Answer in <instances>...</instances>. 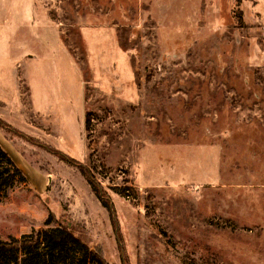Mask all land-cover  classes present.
<instances>
[{
  "label": "rangeland",
  "instance_id": "1",
  "mask_svg": "<svg viewBox=\"0 0 264 264\" xmlns=\"http://www.w3.org/2000/svg\"><path fill=\"white\" fill-rule=\"evenodd\" d=\"M244 12L264 25V0H0V138L25 176L0 240L51 214L108 264H264V34Z\"/></svg>",
  "mask_w": 264,
  "mask_h": 264
},
{
  "label": "trees",
  "instance_id": "2",
  "mask_svg": "<svg viewBox=\"0 0 264 264\" xmlns=\"http://www.w3.org/2000/svg\"><path fill=\"white\" fill-rule=\"evenodd\" d=\"M0 128L12 131L1 121ZM77 167L96 199L112 214V206L102 189L82 165L77 163ZM16 179L24 181L25 176L0 146V197L12 187ZM52 222L53 216L49 214L43 221L44 229L41 231L23 235L19 239L11 237L0 240V264H108L70 229L53 227Z\"/></svg>",
  "mask_w": 264,
  "mask_h": 264
},
{
  "label": "crops",
  "instance_id": "3",
  "mask_svg": "<svg viewBox=\"0 0 264 264\" xmlns=\"http://www.w3.org/2000/svg\"><path fill=\"white\" fill-rule=\"evenodd\" d=\"M263 20H264V18H263ZM243 24L245 25V26H248V27H250L251 29H249L250 30V32L252 31V34H253V37H257V38H259L260 37V32L259 31H261L262 32V34H264V25L261 27V28H259L257 25L259 24V21H257V20H254V19H252L251 17H247L246 16V12H244V17H243ZM258 27V28H257ZM258 30V31H257ZM256 31H257V33H256ZM253 40H254V38H253ZM5 139L4 138H0V145L3 147V149H4V151L9 155V157L12 159V161H13V154H12V152H9L8 150V147H7V145L5 144ZM8 149V150H7ZM14 162V161H13ZM14 164H15V162H14ZM16 165V164H15ZM97 200V199H96ZM97 204H98V206L101 208V209H104L103 207H102V205L100 204V202L99 201H97ZM105 210V209H104ZM106 211V210H105Z\"/></svg>",
  "mask_w": 264,
  "mask_h": 264
}]
</instances>
